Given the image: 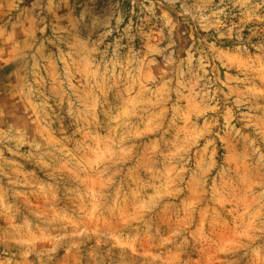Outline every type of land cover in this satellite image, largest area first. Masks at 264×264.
<instances>
[{
  "label": "rangeland",
  "instance_id": "rangeland-1",
  "mask_svg": "<svg viewBox=\"0 0 264 264\" xmlns=\"http://www.w3.org/2000/svg\"><path fill=\"white\" fill-rule=\"evenodd\" d=\"M0 264H264V0H0Z\"/></svg>",
  "mask_w": 264,
  "mask_h": 264
}]
</instances>
